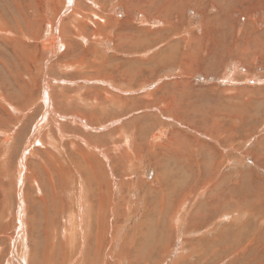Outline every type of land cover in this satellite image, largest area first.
Returning a JSON list of instances; mask_svg holds the SVG:
<instances>
[{"label":"rangeland","instance_id":"obj_1","mask_svg":"<svg viewBox=\"0 0 264 264\" xmlns=\"http://www.w3.org/2000/svg\"><path fill=\"white\" fill-rule=\"evenodd\" d=\"M0 264H264V0H0Z\"/></svg>","mask_w":264,"mask_h":264},{"label":"bare ground","instance_id":"obj_2","mask_svg":"<svg viewBox=\"0 0 264 264\" xmlns=\"http://www.w3.org/2000/svg\"><path fill=\"white\" fill-rule=\"evenodd\" d=\"M200 43V42H199ZM134 47V46H133ZM69 56V55H68ZM229 86V85H228ZM51 118V117H50ZM243 216V215H242ZM209 246V245H208ZM172 253V252H171Z\"/></svg>","mask_w":264,"mask_h":264}]
</instances>
